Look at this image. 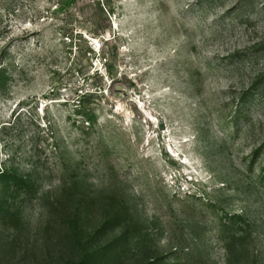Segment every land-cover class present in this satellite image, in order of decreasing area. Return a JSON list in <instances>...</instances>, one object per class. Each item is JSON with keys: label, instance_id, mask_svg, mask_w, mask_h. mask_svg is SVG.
<instances>
[{"label": "rangeland", "instance_id": "obj_1", "mask_svg": "<svg viewBox=\"0 0 264 264\" xmlns=\"http://www.w3.org/2000/svg\"><path fill=\"white\" fill-rule=\"evenodd\" d=\"M0 264H264V0H0Z\"/></svg>", "mask_w": 264, "mask_h": 264}]
</instances>
